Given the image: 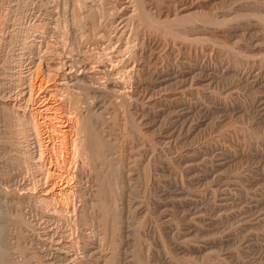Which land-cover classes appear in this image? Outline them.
<instances>
[{"label":"rangeland","instance_id":"1","mask_svg":"<svg viewBox=\"0 0 264 264\" xmlns=\"http://www.w3.org/2000/svg\"><path fill=\"white\" fill-rule=\"evenodd\" d=\"M88 61L92 79L82 74L85 89L73 88L68 73ZM0 64L6 111L44 132L43 87L65 123L79 117L74 93L88 96L80 99L101 113L115 147L122 212L118 230L107 231L90 198L95 177L74 157L72 193L43 205L54 155L43 133L40 142L31 125L28 146L18 120L4 127L0 112V141L9 140L0 146V186L20 205L5 228L6 252L19 249L14 264H264V0H0ZM112 75L123 79L119 92L94 98L92 86H109ZM84 200L80 221L74 209Z\"/></svg>","mask_w":264,"mask_h":264},{"label":"bare ground","instance_id":"2","mask_svg":"<svg viewBox=\"0 0 264 264\" xmlns=\"http://www.w3.org/2000/svg\"><path fill=\"white\" fill-rule=\"evenodd\" d=\"M139 3V2H138ZM136 11V10H135ZM134 12V11H133ZM136 13H138L137 11H136ZM141 13V12H140ZM139 13V14H140ZM186 13V12H185ZM132 14V13H131ZM143 14V13H142ZM134 15V14H133ZM129 16V15H128ZM147 16V15H146ZM151 17V16H150ZM185 17H189V15L187 16L186 14L185 15H183V18L185 19ZM134 18V17H133ZM142 18V17H141ZM147 18V17H146ZM153 18V17H152ZM179 17L177 16L176 18H173L172 17V19H170V20H164V21H161V24H168V23H165V22H171V20L173 21V20H175V19H178ZM149 19V18H148ZM166 19V18H165ZM192 19V18H191ZM155 20V19H154ZM153 20V21H154ZM158 20V19H157ZM78 21V20H77ZM148 21V20H147ZM149 21H151V18H150V20ZM153 21H152V23H153ZM184 21V20H183ZM79 23H80V21H78ZM163 22V23H162ZM75 23H77V22H75ZM79 23H77L78 25H79ZM74 24V23H73ZM151 24V23H150ZM154 24V23H153ZM157 24V23H156ZM156 24H154L155 26H156ZM170 24V23H169ZM171 25V24H170ZM166 25H164V27H165ZM132 27V26H131ZM160 27H162V26H160ZM78 28V27H77ZM84 28V27H83ZM96 29V28H95ZM100 31V30H99ZM178 32V31H177ZM181 34V33H180ZM173 35V34H172ZM174 36V35H173ZM181 36V35H180ZM65 45V44H64ZM115 47V46H114ZM65 49V48H64ZM130 49V48H129ZM47 50V49H46ZM50 52V51H49ZM49 52H48V54H49ZM51 53V52H50ZM53 54V53H52ZM60 54V53H59ZM106 54V53H105ZM108 55V54H107ZM261 55V54H260ZM133 56V55H132ZM49 57H51V56H49ZM261 57V56H260ZM263 57V56H262ZM76 58V57H75ZM86 58V57H85ZM90 59V58H89ZM95 60H96V58H95ZM103 60H105V58H103ZM136 60V59H135ZM5 61V60H4ZM84 61V60H83ZM3 62V61H2ZM77 62V61H76ZM105 62V61H104ZM82 63H84V62H82ZM86 63H89V61L88 62H85V66L83 65L82 67H83V70L81 69V71H82V73H80L81 71H78V70H76V71H78L77 73H76V71L74 72V71H72L73 73H68L69 75L68 76H71L72 77V79L74 80V83H73V81H71L73 84H72V86H73V88L74 87H78V88H80L81 86H83L82 85V83H81V86H80V82H81V80H80V76L82 75V76H84V74L88 77V76H90L91 77V79H92V77H93V75H94V73L92 72V70H90V69H92L93 67H87V65H86ZM100 63V62H99ZM107 64V63H106ZM122 64V63H121ZM90 65H91V63H90ZM103 65V64H102ZM101 65V66H102ZM114 65V64H113ZM0 66H1V64H0ZM55 66V65H54ZM64 66V65H63ZM74 66V65H73ZM115 66V65H114ZM122 66V65H121ZM52 67V66H51ZM80 66L78 65L77 66V68H79ZM81 67V68H82ZM107 67V66H106ZM64 68V67H63ZM108 68V67H107ZM12 69V68H11ZM49 69V68H48ZM70 69V68H69ZM68 69V70H69ZM94 69V68H93ZM123 69V68H122ZM6 70V69H5ZM56 70H58V69H56ZM74 70V69H73ZM101 70V69H100ZM104 70V69H103ZM112 70V69H111ZM116 70V69H115ZM53 71H54V69H53ZM67 71V70H66ZM69 71H71V69L69 70ZM117 71H119V70H117ZM11 72V71H10ZM13 72V71H12ZM100 72V71H99ZM105 72V71H104ZM125 72V71H124ZM130 72V71H129ZM120 73V72H119ZM13 74H15V73H13ZM63 74V73H62ZM61 74V75H62ZM65 74H66V72H65ZM101 74V73H100ZM128 74V73H127ZM97 75V74H96ZM102 75V74H101ZM114 75V74H113ZM112 75V76H113ZM130 75V74H129ZM121 76V75H120ZM125 76V75H124ZM12 77V76H11ZM66 77V76H65ZM114 77V76H113ZM122 77V76H121ZM41 78V77H40ZM62 78V77H61ZM106 78H108V77H106ZM110 78V77H109ZM112 78V77H111ZM69 79V78H68ZM95 79V78H94ZM47 80V79H46ZM83 80V79H82ZM86 80V79H85ZM87 80H89V79H87ZM107 80V79H106ZM106 80H104V81H106ZM125 80V79H124ZM11 81V80H10ZM13 81V80H12ZM20 81V80H19ZM58 81V80H57ZM63 81V80H62ZM96 81H98V80H96ZM110 85L109 86H107L106 85V83L105 84H103V85H96L95 84V86H92V91H93V93H91V91L89 90V92L91 93V94H96L95 95V97L94 98H97V99H102V98H104L103 97V95H108V96H114L113 94H114V89H112L111 87H116L115 89H117L116 90V92L118 91L119 92V89H121L122 88V84H123V79L122 78H119V76L118 77H114V78H112L110 81ZM6 83V82H5ZM49 83V82H48ZM93 83V82H92ZM96 83V82H95ZM97 83H99V82H97ZM2 84V83H1ZM100 84V83H99ZM125 84V83H124ZM4 85V84H3ZM21 85V84H20ZM42 85V84H41ZM40 85V86H41ZM23 86V85H22ZM26 86V85H25ZM45 86V85H44ZM60 86L62 87V88H64V90L66 89H68V88H70L71 86H67L66 84H64V83H62V84H60ZM0 87H1V85H0ZM6 87V86H5ZM24 87V86H23ZM57 87V86H56ZM84 87V86H83ZM83 87H81V88H83ZM89 87V86H88ZM41 88H42V86H41ZM1 89V88H0ZM50 89V88H49ZM49 89H48V87H43V89H42V91H41V93H40V100L42 101L43 100V102H42V104L40 105V113H41V116H43V123H41V124H43L44 126H45V128H46V130H45V132H44V130H43V128L41 129L40 128V126H39V124L38 123H34L35 121H31L29 118H27V119H20V118H16L17 120H18V122L20 123V128H18V129H16V130H18V133L20 134V137L19 136H17V137H19V138H23V139H25V140H27V145L29 144L28 142H29V139H30V137L28 136L29 134H28V130H29V127L31 126V127H35V135H39V138H38V136H35V137H37L38 139H39V141L41 142V140H42V136L44 137L43 138V143H44V141L46 142L45 144H46V147H45V151L47 150L48 151V153H50L51 155H54L53 156V158H52V156H51V158L54 160L53 162H54V166H53V168H51L50 166V168L47 170L48 172H49V175L50 176H52V179H53V183L51 184V186H52V191H47L46 192V194H45V196H43V198H41V203L43 204V205H47V206H49L50 205V203L52 202L51 201V199H53L51 196H53L54 194L56 195V194H60V196L62 197V195L61 194H67V193H69V194H71L72 192H71V190H72V188H71V185H70V181H71V179H70V175H74V174H70V171H71V161H72V157H74V158H76L77 160V162H76V164L78 163V161H81V160H78V159H82V163L83 164H80V165H82L85 169L87 168V167H85V165L86 166H89L90 167V169H91V177H95L94 178V180H95V185H97V195H91L92 197H90V198H93V196H94V204L92 205V206H95L93 209L95 210V208H98V210H100V213H101V215H102V217L104 216V218L106 219V230L107 231H113L115 228H116V222H117V219L119 218V214H120V210H121V206L119 207L118 205V201H117V199H116V195H118L117 193H116V191L118 192V190H116L118 187H119V185L117 186L116 185V187H115V181L114 180H117L116 178H117V176H116V174H115V172H114V168H112L111 167V164H112V166L115 164V163H113L112 161H114L113 159L116 157V156H113V154L115 153L114 152V148L115 147H113L112 145V141L110 142V137L108 138V136H107V134H105V132H104V122L102 121V118H101V116H99V114H101V113H95L93 110V108L90 106V104H92V103H90V104H88L89 103V101H88V103L85 101H83L84 99L85 100H88V99H86L88 96L87 95H85V94H82V92H81V94H82V96L83 95H85V96H87L86 98H85V96H84V99H80L82 96L80 95V93L79 94H77V91H76V93H74L75 95H73L72 93V95L73 96H75V97H73L71 94V96L73 97L72 98V103H73V108L76 110V112H78L77 113V116H79L77 119H75V120H73L72 122H67L66 120V122L67 123H65L64 122V120H63V118H62V116H61V113H59V111L57 110V106H55V104L53 103V102H51V100L49 99V97H48V94H50V92H49ZM56 89V88H55ZM59 89V88H58ZM58 89H56V90H58ZM77 89V88H76ZM83 89H85V88H83ZM2 90V89H1ZM32 90V89H31ZM41 90V89H40ZM39 90V91H40ZM3 91H4V89H3ZM2 91V92H3ZM73 91V90H72ZM79 91V90H78ZM87 91V90H86ZM121 91V90H120ZM31 92V91H30ZM33 92V91H32ZM31 92V93H32ZM56 92V91H55ZM58 92V91H57ZM65 92V91H64ZM123 92V91H122ZM122 92H120V93H122ZM1 93V92H0ZM62 93V92H61ZM84 93V92H83ZM4 94V93H3ZM11 95H12V92L10 93ZM52 94V93H51ZM50 94V95H51ZM56 94H58V93H56ZM77 94V95H76ZM5 96V95H4ZM7 96H8V94H7ZM56 96V95H55ZM65 96V95H64ZM64 96H63V98H64ZM2 97V96H1ZM0 97V112H1V116L3 117V124H4V127L6 126V124L7 123H11L12 121H13V123H14V121L16 120L15 119V117L13 116V114H11V111L9 112V111H6V103L4 102V100L2 99ZM13 97V96H12ZM15 97V96H14ZM32 97V96H31ZM56 97H58V96H56ZM51 98V97H50ZM53 98V97H52ZM61 98H62V96H61ZM92 98H93V96H92ZM91 98V99H92ZM172 98V97H171ZM9 99V98H8ZM70 99V98H69ZM91 99H89V100H91ZM38 100V99H37ZM13 101V100H12ZM25 101V100H24ZM110 101V100H109ZM16 102V101H15ZM63 102H64V100L62 101V104H63ZM91 102H93L92 100H91ZM18 103V102H17ZM150 103V102H149ZM19 104V103H18ZM57 104V103H56ZM97 106L98 105H100L99 107H101L102 106V104H101V101H97V103H95ZM59 105H61V104H59ZM67 105H69V104H67ZM64 106V105H63ZM92 106H94V105H92ZM104 106V105H103ZM12 107V106H11ZM15 107V106H14ZM20 107V106H19ZM31 107V106H30ZM69 107V106H68ZM91 107V108H90ZM108 107V106H107ZM16 108V107H15ZM61 108V107H60ZM72 108V107H71ZM95 108V107H94ZM102 108V107H101ZM8 109V108H7ZM39 109V108H38ZM62 109V108H61ZM65 109V108H64ZM9 110V109H8ZM16 110V109H15ZM106 110V109H105ZM104 110V111H105ZM23 111V110H22ZM67 111V110H66ZM68 111H70V110H68ZM73 111V110H72ZM62 112H64V111H62ZM85 112H87V113H84ZM18 113V112H17ZM66 113V112H65ZM64 113V114H65ZM17 115V114H16ZM66 116H67V114H65ZM71 115H72V113H71ZM19 116V115H18ZM34 116V115H33ZM2 117H1V120H2ZM20 117H22V116H20ZM39 117V116H38ZM68 117H69V114H68ZM72 117V116H71ZM74 117V116H73ZM23 118V117H22ZM25 118V117H24ZM0 120V121H1ZM70 120V119H69ZM72 120V119H71ZM4 121H5V123H4ZM7 122V123H6ZM16 122V121H15ZM12 124V123H11ZM16 124V123H15ZM19 125V124H18ZM2 126V125H1ZM0 126V127H1ZM33 127V128H34ZM106 127V126H105ZM2 129V128H1ZM4 129V128H3ZM12 129V128H11ZM3 132H5V129L3 130ZM30 132V131H29ZM36 132H37V134H36ZM42 133H43V135H42ZM13 134V133H12ZM11 134V135H12ZM16 134H17V131H16ZM18 135V134H17ZM14 136V135H13ZM29 137V138H28ZM112 137V136H111ZM9 138V137H8ZM6 140L7 141H9L8 139H6V134L5 135H2L1 136V141L0 142H3V143H1L0 144V146L3 144V145H5L6 144ZM24 140V141H25ZM36 140V139H35ZM121 141V140H120ZM34 142V141H33ZM9 143V142H8ZM40 144V143H39ZM15 145V144H14ZM13 145V146H14ZM29 146V145H28ZM40 146V145H39ZM6 147V146H5ZM6 149V148H5ZM22 149V148H21ZM42 149V148H41ZM21 151V150H20ZM42 152V151H41ZM23 153V152H22ZM25 154V153H24ZM45 154V153H44ZM30 155V154H29ZM25 156V155H24ZM50 156V155H49ZM26 157V156H25ZM37 157V156H36ZM38 157H40L39 155H38ZM6 158V157H5ZM74 158H73V160H74ZM47 159V158H46ZM84 159H85V161H84ZM50 160V159H49ZM6 161V160H5ZM44 161H46V160H44ZM35 162V161H34ZM74 162V161H73ZM2 163V162H1ZM28 164V163H27ZM33 164V163H32ZM39 164V163H38ZM37 164V165H38ZM79 164V163H78ZM35 165V164H34ZM39 166H41V165H39ZM39 166H38V168H39ZM78 166V165H77ZM81 166V168H83ZM36 167V166H35ZM79 167V166H78ZM42 168V167H41ZM80 167H79V169H81ZM73 169V168H72ZM78 169V168H77ZM85 169H82V172H83V170H85ZM191 169V168H190ZM40 170V169H39ZM116 170V169H115ZM1 171V170H0ZM79 171H81V170H79ZM117 171H119L118 169H117ZM116 171V172H117ZM43 172V171H42ZM47 172V173H48ZM72 172V171H71ZM81 172V173H82ZM73 173V172H72ZM80 173V172H79ZM80 173V174H81ZM85 173V172H84ZM83 173V174H84ZM119 173V172H118ZM77 174V173H76ZM75 174V175H76ZM90 174V173H89ZM88 174V175H89ZM79 175V174H78ZM117 175H119V174H117ZM77 176V175H76ZM80 176V175H79ZM78 176V177H79ZM48 177V176H47ZM73 177V176H72ZM119 177V176H118ZM41 178V177H40ZM45 178V177H44ZM80 178V177H79ZM79 178H77L78 180H79ZM48 179H50V178H48ZM6 180V179H5ZM45 180V179H44ZM94 180H93V182H94ZM81 181V180H80ZM79 181V182H80ZM43 182V181H42ZM77 184H78V182H77ZM94 184V183H93ZM118 184H119V182H118ZM90 186V185H89ZM36 187V186H35ZM80 187V186H79ZM94 187V186H93ZM50 189V190H51ZM76 189V188H75ZM33 190V189H32ZM45 190H47V189H45ZM77 190V189H76ZM82 190V189H81ZM81 190H80V192H81ZM6 190V187H4V186H0V264H14V260H13V258H12V256L14 255H12L11 253L12 252H14V253H18L19 251V249H17V252H16V250H12L11 251V248H13L14 249V246H12L11 248H10V251H8V252H6V247H8V246H10V244L11 245H13L12 243V241L10 242V240H8L9 239V237H7V235H6V230H5V228H6V226H7V221H8V219H10V217L8 216V213H10V212H8V210H11L12 208L14 209V208H16L17 209V207H19L20 205H19V202H10L9 200V202L6 200V197H8V196H6L8 193L10 194L11 192L10 191H7ZM78 191V190H77ZM85 191H86V189H85ZM93 192L95 193L96 191H94L93 190ZM92 192V193H93ZM23 194H20L19 196H20V198L21 197H23V198H28V199H30L31 200V198H32V194L33 193H30V192H22ZM74 193V192H73ZM77 194H78V192H76ZM88 193V192H87ZM90 193V192H89ZM119 193V192H118ZM122 193V192H121ZM120 193V194H121ZM84 193L82 192V194H81V196L83 195ZM123 194V193H122ZM121 194V195H122ZM11 195V194H10ZM16 195V194H15ZM74 195V194H73ZM79 195H80V193H79ZM78 195V196H79ZM2 196H5V198L3 197L2 198ZM66 196H68V195H66ZM75 196H77V195H75ZM10 197V196H9ZM13 197H15V196H13ZM36 197H38V196H36ZM59 197V196H58ZM88 197V196H87ZM87 197H85V198H87ZM119 197V196H118ZM63 198V197H62ZM69 198V197H68ZM71 198V197H70ZM81 198V197H80ZM88 199V200H91V199ZM119 198H121V196L119 197ZM59 199V198H58ZM67 199V198H66ZM92 199V200H93ZM36 200H39V199H36ZM55 200V199H54ZM68 200V199H67ZM71 200V199H70ZM88 200H84V202H85V204L84 205H82L81 204V206L80 207H77V208H75L74 206V211L75 210H77V212L79 213V214H77V216H79L78 218H79V220L81 221V220H85L86 219V213H85V205H87L86 204V202L88 201ZM28 201V200H27ZM26 201V202H27ZM58 201V200H57ZM62 201H63V199H62ZM64 201H65V199H64ZM36 202V201H35ZM83 202V203H84ZM89 202V201H88ZM93 202V201H92ZM121 202V201H120ZM71 202H69V203H67L66 204V206H65V210H69L70 208H71V204H70ZM91 203V201L88 203V204H90ZM140 203V202H139ZM122 204V203H121ZM120 204V205H121ZM62 205H63V203H62ZM23 206V205H22ZM21 206V207H22ZM52 209H53V207L54 206H50ZM62 208L63 207H61V212H62ZM87 208V207H86ZM119 208H120V210H119ZM15 209V210H16ZM36 209V208H35ZM90 209V208H89ZM92 209V208H91ZM92 209V210H93ZM145 209V208H144ZM56 210V209H55ZM97 210V209H96ZM87 211H89L88 210V208H87ZM86 211V212H87ZM120 211V212H119ZM8 212V213H7ZM39 212V211H38ZM70 212L71 211H69V214H70ZM97 212V211H96ZM50 213H52V211L50 212ZM58 213H60V211L58 212ZM58 213H56V214H58ZM64 213H66L65 211L63 212V214ZM74 213V212H73ZM76 213V212H75ZM90 213H93V212H89V213H87V214H90ZM95 213V212H94ZM122 213V212H121ZM53 214V213H52ZM51 214V215H52ZM60 215V214H59ZM65 215V214H64ZM68 215V214H67ZM95 215L97 216V214L95 213L94 214V217H95ZM99 215V218H100V214H98ZM53 216H55V213H54V215ZM63 216V215H62ZM66 216V215H65ZM93 216V215H92ZM121 216V215H120ZM59 217H61V215L59 216ZM70 217V216H69ZM89 217H90V215H89ZM88 217V218H89ZM18 218V217H17ZM12 219V218H11ZM19 219V218H18ZM45 219V218H44ZM66 219V218H65ZM75 219V218H74ZM94 219H96V217L94 218ZM98 219V218H97ZM97 219H96V221H97ZM20 220V219H19ZM19 220H17V221H19ZM22 220V219H21ZM89 220H91V219H89ZM99 220V219H98ZM120 220V219H119ZM11 221V220H10ZM12 221H13V219H12ZM17 221H15V222H17ZM75 221H78V220H76L75 219ZM49 222V221H48ZM83 222H85V221H83ZM88 222V221H87ZM98 222V221H97ZM118 222H121V221H118ZM117 222V223H118ZM194 222V221H193ZM78 223V222H77ZM196 223V222H195ZM79 224H81V222H79ZM84 224V223H83ZM99 223H97V225H98ZM101 224V223H100ZM103 224V223H102ZM88 225V224H87ZM96 225V226H97ZM99 226V225H98ZM100 227V226H99ZM55 230V229H54ZM116 230H118L117 228H116ZM116 230H115V232H116ZM114 232V233H115ZM109 234V233H108ZM110 234H112L111 232H110ZM69 236V235H68ZM111 236V235H110ZM109 236V237H110ZM114 235H112V237H113ZM116 236V235H115ZM8 238V239H7ZM115 238V237H114ZM51 239H53V238H51ZM70 239V238H69ZM14 240V239H13ZM108 241H110V240H108ZM111 241H113V240H111ZM110 241V242H111ZM10 243V244H9ZM88 243V242H87ZM17 244V243H16ZM64 244V243H63ZM68 245V244H67ZM110 245V244H109ZM112 245H113V243H112ZM111 245V246H112ZM17 247V246H16ZM93 247V246H92ZM94 247H95V245H94ZM98 247V246H97ZM96 247V248H97ZM9 248H8V250H9ZM21 248V247H20ZM57 248V247H56ZM65 248V247H64ZM88 248V247H87ZM91 248V247H90ZM112 248V247H111ZM114 248V247H113ZM183 248V247H182ZM16 249V248H15ZM62 249V248H61ZM68 249V248H67ZM116 249V248H115ZM21 250V249H20ZM60 250V249H59ZM64 250V249H63ZM90 250V249H89ZM95 250V249H94ZM93 250V251H94ZM107 251V250H106ZM110 251H112V250H110ZM109 250H108V252H110ZM21 252V251H20ZM96 252H97V250H96ZM98 252H99V249H98ZM95 253V252H94ZM111 253V252H110ZM19 254V253H18ZM21 254V253H20ZM99 254V253H98ZM106 254V253H105ZM115 254H113V256H114ZM103 256V255H102ZM105 256V255H104ZM107 256H108V254H107ZM88 258V257H87ZM104 258V257H103ZM108 258V257H107ZM73 259V258H72ZM77 259V258H76ZM105 259V258H104ZM21 260V259H20ZM65 260H66V258H65ZM95 260V259H94ZM112 260V259H111ZM69 261H71V260H69ZM86 261V260H85ZM102 261V260H101ZM109 261V260H108ZM133 259L132 258H130V262L133 264ZM66 262H67V260H66ZM74 262V261H73ZM135 262V261H134ZM22 263V262H21ZM115 263V262H114ZM137 263V262H136ZM50 264V263H49ZM62 264H66L65 262L64 263H62Z\"/></svg>","mask_w":264,"mask_h":264}]
</instances>
